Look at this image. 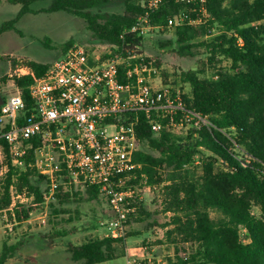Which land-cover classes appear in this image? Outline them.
I'll return each instance as SVG.
<instances>
[{"label":"trees","instance_id":"16d2710c","mask_svg":"<svg viewBox=\"0 0 264 264\" xmlns=\"http://www.w3.org/2000/svg\"><path fill=\"white\" fill-rule=\"evenodd\" d=\"M6 1L21 9L15 19L1 25L0 34L16 30L15 25L24 15L36 13L33 5L47 0ZM48 1L49 6L42 12L72 14L84 20L97 39L121 51L142 40L143 30L132 32L142 22L146 27L174 29L176 54L188 58L206 56L216 79L202 77L203 69L183 73L181 79L191 88L190 95L183 94L187 107L208 117L212 127L174 131L165 128L156 135L145 115L140 114L137 134L140 146L145 144L147 150L140 148L135 154L141 169L127 185L139 186L145 175L147 186L161 188L163 212L172 214L170 223L164 226L171 227L166 239L171 244L194 246L190 257L181 264H264V0H157L155 5V0ZM117 1L123 4V13L94 12ZM72 44L67 43L64 51ZM25 60L26 65L17 69L13 80L27 104V114H31L29 88L50 64ZM25 60H14V66ZM224 62L229 65L219 67ZM154 63L159 67V61ZM201 63L206 66L204 61ZM39 144L38 138L28 142V165L34 162V150ZM0 145L9 158L7 144L0 140ZM197 157L200 165H195ZM14 171L17 170L10 167L0 211L11 206ZM36 175L39 181L48 183L46 190L39 182L32 183L31 177ZM69 180L66 174L59 179L55 197L61 204L79 196L74 192L76 185ZM49 184L34 167L28 166L18 176V189L26 188L34 197L29 205L15 207L19 224L27 222L43 205ZM85 191L89 200L101 198L98 187H86ZM133 208L128 224L144 214L143 200L137 197ZM125 241L95 238L79 246L71 245L67 252L75 263L100 264L123 255L119 245ZM16 250L4 243L0 264H10Z\"/></svg>","mask_w":264,"mask_h":264},{"label":"built area","instance_id":"2783aa9c","mask_svg":"<svg viewBox=\"0 0 264 264\" xmlns=\"http://www.w3.org/2000/svg\"><path fill=\"white\" fill-rule=\"evenodd\" d=\"M144 28L141 22L132 32ZM111 47L115 51L95 57L85 46L71 45L30 86L31 114L21 93L3 99L0 140L8 146L13 168L34 167L47 177L46 198L55 197L64 174L76 186L98 187L111 213L102 238L126 239L133 202L151 189L145 175L142 186L127 185L141 169L134 159L140 150L139 115L156 135L165 128L200 129L212 123L187 107L180 90L156 85L157 68L146 63L137 45L123 51ZM35 138L40 144L28 165V142Z\"/></svg>","mask_w":264,"mask_h":264},{"label":"rangeland","instance_id":"374dc122","mask_svg":"<svg viewBox=\"0 0 264 264\" xmlns=\"http://www.w3.org/2000/svg\"><path fill=\"white\" fill-rule=\"evenodd\" d=\"M48 6V0L33 5L36 13L24 15L15 25L16 30L0 34V97L3 99L21 93L13 79L17 76V69L26 65L25 59L51 65L65 54L64 46L70 42L72 45L85 46L95 57H103L110 51H115L109 44L97 39L89 31L84 20L66 12H42ZM20 9V5L0 0V27L5 22L15 19ZM123 11L121 1L102 5L94 10L100 14ZM141 37L136 51L144 56L145 61L147 58L151 59L146 63H152L154 67H156L154 60L160 63L159 67H156L157 74L154 75L157 86L167 85L190 95V86L181 79L183 73L203 69L205 72L202 77L216 79V76H213L215 70L206 61L204 54L188 58L175 53L174 29L146 27ZM18 58L25 61L18 62L16 67L13 61ZM201 61L206 63L205 67ZM228 65V62H224L219 67ZM140 148L147 150L145 144ZM195 165H200L199 157L196 158ZM10 167H12L10 158L2 147L0 199L4 193ZM25 171H14L13 184L10 186L11 206L0 211V255L4 243H7L8 246L17 247L9 260L10 264H79L71 260L67 250L71 245L79 246L91 239L103 237L106 233L103 225L111 216L106 199L101 197L98 200H89L85 188L75 186L74 192H78L79 196L72 197L69 203L61 204L58 198L47 197L27 222L19 224L14 216L15 207L18 204L29 205L34 199L33 196H29L26 188L20 191L16 185L18 176ZM31 181L33 184L39 182L42 190L48 188V183L39 181L38 175L31 177ZM142 195L144 214L130 220L127 231L129 236L119 245L123 255L101 264H127L128 259L133 260L135 257L131 254V247L134 240H137L136 246L145 252L146 257L137 259L144 264H181V260L189 258L193 252L194 246L191 244H171L166 239V231L171 227L164 226L170 223L172 214L163 212L161 188L145 190ZM254 212L258 214L259 210L255 209ZM212 216L216 217L215 214ZM241 235L245 240L244 231Z\"/></svg>","mask_w":264,"mask_h":264},{"label":"crops","instance_id":"0c3cea01","mask_svg":"<svg viewBox=\"0 0 264 264\" xmlns=\"http://www.w3.org/2000/svg\"><path fill=\"white\" fill-rule=\"evenodd\" d=\"M30 60H32V59H30ZM32 61H34V60H32ZM35 62H37V61H35ZM38 63H41V62H38ZM53 63V62H52ZM51 63V64H52ZM42 64H50V63H42ZM3 102V98H1L0 97V103H2ZM136 244H137V240H134V244L132 245V247H131V254L135 257L133 260H137V259H139V258H143L145 255H144V253L145 252H143V250L140 248V247H137L136 246ZM127 248H126V252H127ZM148 255V254H147ZM146 257V256H145ZM148 258L150 259V260H152L151 259V257H149L148 256ZM128 260H130V259H128ZM105 263V262H104ZM101 264V263H100Z\"/></svg>","mask_w":264,"mask_h":264},{"label":"water","instance_id":"95a60500","mask_svg":"<svg viewBox=\"0 0 264 264\" xmlns=\"http://www.w3.org/2000/svg\"><path fill=\"white\" fill-rule=\"evenodd\" d=\"M2 103H0V106H1Z\"/></svg>","mask_w":264,"mask_h":264}]
</instances>
